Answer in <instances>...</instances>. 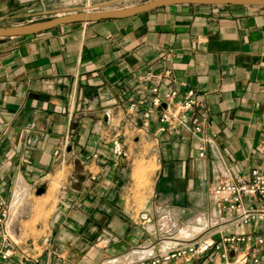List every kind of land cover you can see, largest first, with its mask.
Listing matches in <instances>:
<instances>
[{"label": "crops", "instance_id": "obj_1", "mask_svg": "<svg viewBox=\"0 0 264 264\" xmlns=\"http://www.w3.org/2000/svg\"><path fill=\"white\" fill-rule=\"evenodd\" d=\"M150 1L0 0V26ZM166 68L200 95L202 135L219 154L208 145L200 157L185 131L131 141L129 104L150 96L141 77ZM158 126L155 114L151 130ZM116 138L127 156L114 152ZM154 146L158 174L138 187L136 165ZM224 165L233 176L264 171V7L178 4L0 37V196L36 193L31 213H49L10 235V264L136 260L157 239L160 214L187 226L216 213L210 191L226 178ZM229 218L225 232L264 236V222Z\"/></svg>", "mask_w": 264, "mask_h": 264}, {"label": "built area", "instance_id": "obj_2", "mask_svg": "<svg viewBox=\"0 0 264 264\" xmlns=\"http://www.w3.org/2000/svg\"><path fill=\"white\" fill-rule=\"evenodd\" d=\"M141 81L149 86L150 96L131 101L126 120L133 139L149 136L158 140L159 134L185 131L199 140V156L206 155L210 145L219 154L213 137L202 135L206 117L198 112L200 95L188 82H178L170 68L148 70ZM157 114L159 126L151 130V120ZM140 117L138 118V116ZM107 122L109 120L108 117ZM114 152L127 156L123 143L116 138ZM153 152L156 151L155 146ZM226 178L213 185L211 197L217 211L212 216H199L187 226H179L170 213L158 217V237L142 248L144 255L126 264H264V236L227 233L221 228L224 215L228 223L249 226L264 222V171L254 167L244 175L233 176L224 165ZM26 195L16 190L7 202L0 196V264H10L12 237L9 234L13 214H17ZM144 219L148 215L143 214ZM207 234L208 236L204 237ZM218 235L216 238L215 236ZM117 258L101 264H117Z\"/></svg>", "mask_w": 264, "mask_h": 264}, {"label": "water", "instance_id": "obj_3", "mask_svg": "<svg viewBox=\"0 0 264 264\" xmlns=\"http://www.w3.org/2000/svg\"><path fill=\"white\" fill-rule=\"evenodd\" d=\"M187 3H208L235 6H259L264 7V0H154L139 5L125 8L104 9L97 11H78L58 17L49 21L29 24L24 26H0V37H17L34 35L45 30L55 28L59 25L75 22L90 21L99 19H124L136 16L138 14L152 11L158 8L187 4ZM107 120V118H106ZM44 188L38 190L39 194L44 192Z\"/></svg>", "mask_w": 264, "mask_h": 264}, {"label": "rangeland", "instance_id": "obj_4", "mask_svg": "<svg viewBox=\"0 0 264 264\" xmlns=\"http://www.w3.org/2000/svg\"><path fill=\"white\" fill-rule=\"evenodd\" d=\"M50 19L44 17L35 20L34 22H26L22 23L18 26H24L29 24L41 23L45 21H49ZM131 141L134 142V139L131 138ZM146 143V141H145ZM150 153L141 160L135 171V179L137 181L138 187H143L152 182V178H154L158 174V167L156 159L152 156L154 155L153 150L149 151ZM58 184L56 183L53 187L54 191L57 189ZM40 188H44L46 190V185H41ZM44 190V194H45ZM42 193V194H43ZM36 194V193H35ZM33 193L32 196H25L23 201H21V206L17 214H13L10 227L9 234L15 238V235H20L26 229L31 227L33 224L37 223V221L42 220L44 217H47L49 213L44 212V209H40L38 213H31L32 201L37 199ZM15 197V189L12 190L10 196L4 198L7 202H11V200ZM45 199V200H43ZM41 201L47 204L50 201L49 196H42ZM33 219V220H32Z\"/></svg>", "mask_w": 264, "mask_h": 264}]
</instances>
